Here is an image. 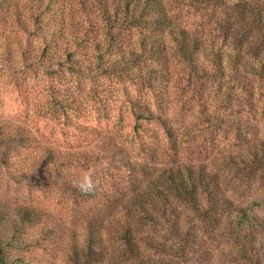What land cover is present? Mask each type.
Here are the masks:
<instances>
[{
  "label": "rangeland",
  "instance_id": "obj_1",
  "mask_svg": "<svg viewBox=\"0 0 264 264\" xmlns=\"http://www.w3.org/2000/svg\"><path fill=\"white\" fill-rule=\"evenodd\" d=\"M165 4L173 19L190 33L226 54H233L229 61L234 62V54L239 52L242 57L264 66L261 55L264 50L258 46L259 40L264 39V29L241 27L237 29V38L231 30L233 26L225 21L223 7L211 0H165ZM7 27V32L19 34L15 25ZM255 45L259 51L253 50ZM39 48L36 41L26 37L0 39L3 56L2 63L0 59V123L24 133L29 131L36 139L40 161L45 159L40 155L44 149L64 153L72 140H80L82 136L72 127V123L79 121L97 127L100 132L97 137L86 139V148L95 153L96 161L81 172V178L84 180L91 174L112 210L116 203L128 205L126 201L133 187L123 182L129 179L128 174L121 177L120 170L117 174L115 156L105 155V147L110 146L103 143L107 138L121 144L132 162H145L148 172L162 165L176 164L205 169L215 177L218 199L226 201L227 207L245 209L256 218L251 220L252 228L232 234L225 218L219 222L209 216L201 221L186 208L184 214L188 218L181 222V236L170 233L169 227L161 222H147L141 230V256L136 259L118 255L114 264H264L261 228L264 223V78L252 76L248 70L237 72L232 65L224 77H213L207 85H188L183 65L174 61V77L162 88V97L156 98L137 85H126L133 96L139 99L140 95L147 100L154 115L170 119L174 129L172 141L156 122H140L156 133L157 138L151 139L142 130L134 131L135 120L121 85L103 86L114 89L107 95L100 94L98 101L90 98L91 90L85 80L76 82L86 109L81 116L70 112L66 116L58 102L61 98L58 92L63 87L57 83L53 69H48L49 62L40 55ZM75 87L70 84V89ZM7 150L0 145V154ZM255 150L259 154L253 161ZM7 153L18 159V163L23 159L20 166L26 163L28 152H22L19 145ZM40 161L34 164L30 176L19 182L5 174L0 164V211L15 219L24 208L46 209L50 215L46 214L43 219L53 231L43 236L52 242H40V248L34 253L43 264H72L65 249L67 233L60 229L76 226L66 190L75 170L59 169L51 163L39 164ZM121 161L117 160L116 165ZM40 184L46 188L42 189ZM130 210L131 216H135L136 209L130 207ZM73 214L78 218V214Z\"/></svg>",
  "mask_w": 264,
  "mask_h": 264
},
{
  "label": "trees",
  "instance_id": "obj_2",
  "mask_svg": "<svg viewBox=\"0 0 264 264\" xmlns=\"http://www.w3.org/2000/svg\"><path fill=\"white\" fill-rule=\"evenodd\" d=\"M211 1L223 7L225 21L233 26L231 30L237 38V29L241 27L264 29V0ZM9 24L15 25L19 34L7 32ZM23 37L39 44L40 55L49 62L48 69L55 72L57 83L63 87L59 89L58 102L66 116L68 112L81 116L86 109L76 82L85 80L91 90L90 98L98 101L100 94L107 95L114 89L103 86L121 85L135 120L134 131L142 130L151 139L157 138L156 133L140 122H156L172 141L174 129L170 119L154 115L147 100L133 96L126 85H137L156 98L162 97V88L173 80L174 61L183 65L188 85H207L213 77H224L232 65L237 72L248 70L252 76L264 78L262 64L251 62L239 52L231 62L233 54H226L178 24L167 10L165 0H0V39ZM258 46L264 50V39L259 40ZM256 49L259 51L255 45L253 50ZM261 55L264 56V51ZM70 84L76 86L75 90L70 89ZM72 127L82 136L80 140H72L64 153L44 149L40 155L45 159L40 161L36 139L29 131L24 133L0 123V145L9 149L0 154V164L11 179L16 182L27 179L39 161L75 170L66 190L76 226L60 229L67 233L65 249L72 264H114L118 255L137 259L141 256V230L145 224L158 221L167 225L173 235L181 236V222L188 218L184 214L186 208L201 221L209 216L219 222L225 218L230 233L252 228L254 215L242 208H229L226 201L218 199L215 177L205 169L176 164L148 172L145 162H132L121 144L107 138L103 143L110 146L105 147V155L115 156L117 174L119 170L121 177L128 174L130 180L123 182L133 187L126 201L128 205L116 203L112 210V205L103 200L105 195L99 185L94 183V189L88 192L79 187L83 182L81 172L96 161L95 153L86 148V139L97 137L100 132L97 127L79 121L72 123ZM18 145L22 152H28L26 163L21 166L23 159L18 163L7 153ZM258 154V150L252 151L253 161ZM117 160L122 161L116 165ZM39 187L46 188L44 184ZM130 207L136 209L135 216H131ZM46 214L50 215L46 209L24 208L14 219L0 211V264H43L34 251L40 248V242H52L43 236L53 231L43 219ZM261 228L264 240V223Z\"/></svg>",
  "mask_w": 264,
  "mask_h": 264
},
{
  "label": "clouds",
  "instance_id": "obj_3",
  "mask_svg": "<svg viewBox=\"0 0 264 264\" xmlns=\"http://www.w3.org/2000/svg\"><path fill=\"white\" fill-rule=\"evenodd\" d=\"M94 182L91 178V174H88L85 179L83 180V182H81L79 184V187L81 189V191H85V192H88V191H91L94 189Z\"/></svg>",
  "mask_w": 264,
  "mask_h": 264
}]
</instances>
